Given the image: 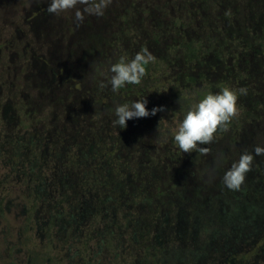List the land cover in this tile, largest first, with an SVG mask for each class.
Returning a JSON list of instances; mask_svg holds the SVG:
<instances>
[{
    "label": "rangeland",
    "instance_id": "374dc122",
    "mask_svg": "<svg viewBox=\"0 0 264 264\" xmlns=\"http://www.w3.org/2000/svg\"><path fill=\"white\" fill-rule=\"evenodd\" d=\"M211 2L109 0L103 15L85 14L77 24L74 10L51 14L47 0H0V100L8 109L14 101L31 100L40 113L46 111L41 104L48 106L54 98L60 101L51 105L54 111L64 113L66 104L72 105L79 118L68 120V136L77 132L75 122L83 113L93 122L98 117L99 124L103 116L114 119L97 113L103 99L99 81L110 76L111 63L121 56L131 59L142 48L152 54L150 95L161 109L159 133L168 132L176 155L173 134L190 103L224 86L238 93L230 134L218 129L203 145L210 148L206 155L195 151L166 160L164 170L185 184L184 195H137L136 203L125 195L128 216L111 212L115 195L89 188L84 195H67L57 183L63 173L69 182L77 181L76 165L49 161L40 177L45 189L36 195L34 186L29 188L30 172L0 159V264H221L232 247L264 235V155L253 151L264 146V0H235L230 7ZM235 13L246 26L236 22ZM232 35L253 46L251 59L240 67L227 52ZM241 68L247 72L233 78L231 72ZM242 87L246 94H239ZM139 98L133 94L131 101ZM64 116L53 112L51 118L58 126ZM147 141L161 148L158 137ZM244 151L253 153L252 167L239 190H230L223 174ZM113 162L111 168L119 171L121 161ZM155 248L161 253H152Z\"/></svg>",
    "mask_w": 264,
    "mask_h": 264
},
{
    "label": "trees",
    "instance_id": "16d2710c",
    "mask_svg": "<svg viewBox=\"0 0 264 264\" xmlns=\"http://www.w3.org/2000/svg\"><path fill=\"white\" fill-rule=\"evenodd\" d=\"M202 1L199 0V2ZM207 1L223 6L227 2L230 7L235 0H226V2L224 0ZM226 16L231 20V15L230 18L227 14ZM234 16L238 24L243 27L246 26L238 21L242 17L240 14L235 13ZM234 25L233 22L231 26ZM234 29L238 30L237 26ZM240 32L246 37L250 36L248 32L242 30ZM228 44L230 48L227 52L236 66L240 67L242 61L249 62L252 57L253 46L245 38L232 35L231 40L226 41V46ZM261 49L263 50L261 55H263L264 45L261 46ZM245 72H247V69L241 68V70L236 73L231 72V74L233 78L239 79ZM151 76H153L152 68L148 63L145 75L140 83L126 84L117 92H113L111 88L107 90L106 87L101 89L103 91V99L100 102L102 106L99 105L101 108L98 107L97 113H109L115 118L114 113L110 110L114 108L115 104L131 102L133 94L137 97L140 96V98L146 97L148 101L146 106L149 110L157 107L158 103L150 95L155 86V80ZM226 80L227 75L223 82ZM52 101L53 103L48 106L42 103L41 105L46 111L40 113L33 108L37 104H31V100L25 103L14 101L13 106L9 109L6 101L0 100V133L4 136V141H0V159L8 160L12 166H20L30 172L29 177L33 183L29 188L31 189L34 186L31 190L33 194L38 195L42 191L41 189H45L47 182L40 177L43 176V171H45L48 162L51 161L60 165V167L65 164L68 167L71 164L78 167L80 178L77 181L70 179L71 182H69V174L64 173L60 177L61 183L58 180L57 184L65 187L67 195H84L87 188L97 195H115L117 204L111 212L116 210L120 215H131V210L127 207L125 201V195L133 196V202L135 203L138 201L137 195H184L185 184L175 182L171 173L164 170L168 166L166 164L168 160V162H171L176 156L184 153L177 148L178 154L176 155L172 151L173 144L168 143V132L159 133L163 131V128L157 125V121H161L157 114L138 118L134 121L130 119L127 121L126 128H117L112 124V120H108L104 116L102 124H99L100 119H97L98 117L93 122L87 113H83L82 121L77 120L75 122L77 132L68 136L67 132L71 129L68 120L73 116L79 118L76 116L79 113L73 111L70 104H66L64 113L62 110L54 111L55 109L51 105L56 106L60 101L57 98L52 99ZM165 111L169 112L168 109H165ZM53 112H58V117L64 114L67 119L62 118L57 126V118L53 120L51 118ZM87 120L91 121L89 125ZM232 123L230 122L229 126L230 132L232 131ZM228 130L222 131L223 135H225L224 132L230 134ZM150 137L155 139L158 137V140L161 141L160 149H157V146L153 143H148L147 139ZM1 144L8 145L6 153L3 151L4 145ZM194 153L195 150L187 153V156L191 157ZM69 157L73 159V163L69 161ZM116 158L121 161V164L118 165L119 171L114 170L117 167L111 168V165L115 167L113 161ZM11 168L13 170V167ZM126 169L130 171L129 174ZM112 171L115 173H112ZM31 175H34V179ZM84 175L92 177L91 181L86 180L83 177ZM37 178L38 180H36ZM64 193L63 195H65ZM240 245L243 247H240ZM240 245L225 252L221 264H264V235H258L257 238H254L252 242L249 241L245 246L243 243ZM153 252L160 254L161 250L155 248Z\"/></svg>",
    "mask_w": 264,
    "mask_h": 264
},
{
    "label": "clouds",
    "instance_id": "9594fccd",
    "mask_svg": "<svg viewBox=\"0 0 264 264\" xmlns=\"http://www.w3.org/2000/svg\"><path fill=\"white\" fill-rule=\"evenodd\" d=\"M109 0H47V11L59 15L66 10H74V20L77 24L83 22L85 14L101 16L108 6ZM77 4L83 7H77ZM152 54L142 48L131 59L121 56L119 60L111 63L108 69L110 76L107 80L99 81L101 89L110 85L113 92L119 91L126 84H138L145 75L146 65L151 61ZM239 94H246L245 88L238 90ZM237 90L224 86L217 92H208L196 102L190 103L183 111L173 142L183 153L195 150L201 155L210 152V148L203 145L209 144L217 130L227 131L232 118L237 113ZM146 97L132 100L131 102L118 103L112 111L115 118L112 124L117 128H126L127 121L134 118L155 115L161 109L147 108ZM181 103V97L179 98ZM255 155H264V146L254 147ZM253 153L244 151L239 159L231 164L222 177V183L230 190H239L245 180L246 173L252 167ZM219 163V159L217 160ZM211 179V176H209Z\"/></svg>",
    "mask_w": 264,
    "mask_h": 264
}]
</instances>
